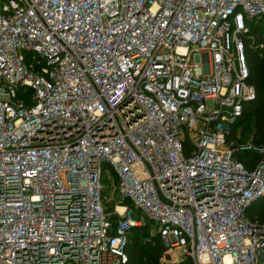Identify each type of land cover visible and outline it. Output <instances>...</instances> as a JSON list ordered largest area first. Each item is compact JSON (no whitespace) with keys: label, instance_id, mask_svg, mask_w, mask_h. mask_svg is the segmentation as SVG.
<instances>
[{"label":"built area","instance_id":"1","mask_svg":"<svg viewBox=\"0 0 264 264\" xmlns=\"http://www.w3.org/2000/svg\"><path fill=\"white\" fill-rule=\"evenodd\" d=\"M263 15L264 0H0V264H128L145 218L162 263L264 264L246 215L264 146L228 142L258 96L245 37Z\"/></svg>","mask_w":264,"mask_h":264},{"label":"trees","instance_id":"2","mask_svg":"<svg viewBox=\"0 0 264 264\" xmlns=\"http://www.w3.org/2000/svg\"><path fill=\"white\" fill-rule=\"evenodd\" d=\"M246 53L251 75L250 83L255 85L258 96L245 104L243 115L235 122L228 133L230 145L241 147L251 144L254 147L264 146V15L251 23L250 34L245 37ZM263 44V47L261 45ZM235 157L252 170L261 159L255 148H239ZM111 180L106 178L105 195L108 196L106 209L114 229L118 226V215L114 213L116 200L110 195L113 183L117 182L114 172ZM110 197L112 199H110ZM246 215L251 224L264 225V195L255 200L247 209ZM126 250L129 254L128 264H160L165 253L164 243L155 230L152 220L145 218L141 225H134L128 231ZM174 264H193L189 258L176 261Z\"/></svg>","mask_w":264,"mask_h":264},{"label":"rangeland","instance_id":"3","mask_svg":"<svg viewBox=\"0 0 264 264\" xmlns=\"http://www.w3.org/2000/svg\"><path fill=\"white\" fill-rule=\"evenodd\" d=\"M164 263V262H163ZM162 262L160 263V264H163ZM164 264H166V262L164 263ZM167 264H174V262H171V263H167Z\"/></svg>","mask_w":264,"mask_h":264}]
</instances>
